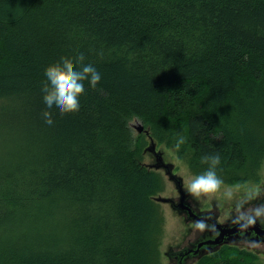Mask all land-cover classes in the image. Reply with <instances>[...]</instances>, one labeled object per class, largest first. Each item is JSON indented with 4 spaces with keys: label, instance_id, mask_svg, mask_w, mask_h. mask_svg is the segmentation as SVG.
<instances>
[{
    "label": "trees",
    "instance_id": "16d2710c",
    "mask_svg": "<svg viewBox=\"0 0 264 264\" xmlns=\"http://www.w3.org/2000/svg\"><path fill=\"white\" fill-rule=\"evenodd\" d=\"M80 53L101 80L49 126L45 69ZM134 120L194 176L219 154L223 185L256 179L264 0H0V264H163L167 181Z\"/></svg>",
    "mask_w": 264,
    "mask_h": 264
},
{
    "label": "rangeland",
    "instance_id": "374dc122",
    "mask_svg": "<svg viewBox=\"0 0 264 264\" xmlns=\"http://www.w3.org/2000/svg\"><path fill=\"white\" fill-rule=\"evenodd\" d=\"M140 123L141 122L138 120H134L130 123L134 135H147L146 133L138 132V128L136 127H138ZM145 135L144 137L147 140H140L144 154V163L151 167L156 163L155 155L146 151L153 141L156 144L157 150L162 152L164 161L171 164L173 172L183 180V189L188 196L190 203H192V205L200 211L212 212L215 219L219 223H232L235 206L248 190L255 188H259L261 190V197L252 201L250 206H255L264 202V161L256 179H251L241 184L223 185L221 190L214 195L194 198L186 190V183L194 176L189 169L188 163L179 158L177 150L174 147L169 146L166 143H159L158 141L150 138L148 135V137ZM159 171L164 174L167 181V189L161 194V197L173 198L177 203H179L178 199L180 198V194L175 183L168 178L164 170ZM227 188L235 190V196L232 199H227L224 195V191ZM162 210L165 215V233L161 246L162 263L174 264V262H172L167 256L168 252L171 249L188 248L191 246L190 243H195V240L199 238L203 231H199L194 228V221H186L185 216L172 209L170 204L162 203ZM182 250L183 249L180 251ZM234 252H241L244 255L249 256L250 259H256L258 264H264V242L251 244V242L247 241H241L237 243V245H226L220 248L217 252L215 251L208 254L206 256L209 257L207 260L205 259L206 257H204L201 260L190 262L189 264H213L217 262L218 258L231 256Z\"/></svg>",
    "mask_w": 264,
    "mask_h": 264
},
{
    "label": "clouds",
    "instance_id": "9594fccd",
    "mask_svg": "<svg viewBox=\"0 0 264 264\" xmlns=\"http://www.w3.org/2000/svg\"><path fill=\"white\" fill-rule=\"evenodd\" d=\"M85 55L80 53L75 58L61 57L54 64L49 65L44 72L45 82L42 85L43 102L48 110L42 113L45 123H54L52 109H56L60 116L74 114L80 110V97L85 92V82L95 88L101 80V75L92 64H85ZM183 136L178 138L176 148L184 143ZM204 163L209 165L207 171L193 176L186 183L187 192L194 198L207 197L219 192L224 184L216 174V167L220 163L219 154L204 157ZM227 199L235 196V190L227 188L224 191ZM261 197L259 188L248 190L235 206L232 223L241 232L246 231L258 220L264 222V204L250 206V203ZM194 228L204 231L208 225L203 220L193 222Z\"/></svg>",
    "mask_w": 264,
    "mask_h": 264
},
{
    "label": "water",
    "instance_id": "95a60500",
    "mask_svg": "<svg viewBox=\"0 0 264 264\" xmlns=\"http://www.w3.org/2000/svg\"><path fill=\"white\" fill-rule=\"evenodd\" d=\"M138 132L139 133H146L147 135H149V131H145V127L142 123H140V125L138 127ZM146 151H149L151 153H153L156 157V163L154 165H152V168L154 170H164L165 174L168 176V178L173 181L176 185V188L178 189V192L180 194V198H179V203L176 202L175 199H170V198H165V197H158L156 199L157 202L159 203H169L171 205V207L174 210H177L180 214H187L190 217L193 218H198L201 216H204V213H198L195 212L190 204L186 201L187 195L183 190V180L181 178H179L172 170V165L168 164L164 161L163 159V154L162 152L158 151L156 148V144L152 141L150 147L147 148ZM215 230H216V237L214 239L208 240V241H203L201 243H199L197 245V248H191V249H183L182 251H179L177 253V256L181 257V258H185L186 256H189L190 254H194V255H203V254H207L206 253V249L203 248V246H222L223 243V239L224 238H228L229 241H232L235 238H256L258 236H261V241H264V222L261 221H257L254 225H252L251 227H249L246 231L241 232L238 229V226L236 225H231L232 223H227V224H220L215 220ZM256 241H260V240H256ZM189 250V252H188ZM172 251V250H171ZM188 252V255H187ZM204 256V255H203ZM201 256L200 259L203 257ZM180 264H185V261L181 262Z\"/></svg>",
    "mask_w": 264,
    "mask_h": 264
},
{
    "label": "flooded vegetation",
    "instance_id": "af4514ba",
    "mask_svg": "<svg viewBox=\"0 0 264 264\" xmlns=\"http://www.w3.org/2000/svg\"><path fill=\"white\" fill-rule=\"evenodd\" d=\"M191 208L195 211V212H199V210L197 208H195L192 203H190V201L186 200ZM260 204H264V202L260 203ZM179 213V212H178ZM204 216L202 217H198V218H193V217H190L189 215L187 214H182L185 216V219L186 221H198V220H203L207 223L208 225V228L206 230L203 231V233L199 236L198 239L195 240V243H190L191 246H189L188 248L185 247L186 249H191V248H194L196 249L197 248V245L203 241H208V240H211V239H214L217 235H216V230H215V216L213 215L212 212H204ZM226 224V223H225ZM230 224V223H229ZM233 224V223H232ZM256 240H262L261 239V236H258L256 238H235L233 239L232 241H229L228 238H224L223 239V243L224 245L223 246H226V245H237V243L241 242V241H247V242H251V244H255ZM222 246V247H223ZM221 247V248H222ZM204 249H206V253L210 254L212 251L216 250V249H220V246H203ZM181 249H184V248H180V249H172V251H169L167 256L170 258V260L172 262H174V264H180L181 262L185 261V264H189L190 262H194V261H197L200 256L202 255H194V254H190L189 256H186L185 258H181L179 256H177V253L181 250ZM189 252V250H188ZM188 252H187V255H188Z\"/></svg>",
    "mask_w": 264,
    "mask_h": 264
},
{
    "label": "bare ground",
    "instance_id": "6f19581e",
    "mask_svg": "<svg viewBox=\"0 0 264 264\" xmlns=\"http://www.w3.org/2000/svg\"><path fill=\"white\" fill-rule=\"evenodd\" d=\"M157 199V198H156Z\"/></svg>",
    "mask_w": 264,
    "mask_h": 264
}]
</instances>
